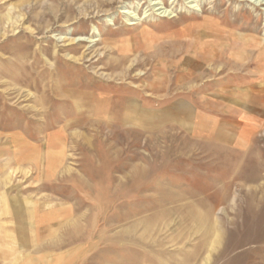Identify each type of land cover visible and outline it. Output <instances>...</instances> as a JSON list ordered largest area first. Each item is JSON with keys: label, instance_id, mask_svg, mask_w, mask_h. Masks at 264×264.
<instances>
[{"label": "rangeland", "instance_id": "obj_1", "mask_svg": "<svg viewBox=\"0 0 264 264\" xmlns=\"http://www.w3.org/2000/svg\"><path fill=\"white\" fill-rule=\"evenodd\" d=\"M259 2L0 0V264H264Z\"/></svg>", "mask_w": 264, "mask_h": 264}, {"label": "crops", "instance_id": "obj_2", "mask_svg": "<svg viewBox=\"0 0 264 264\" xmlns=\"http://www.w3.org/2000/svg\"><path fill=\"white\" fill-rule=\"evenodd\" d=\"M240 102V100H238ZM244 107H242V111L238 112V114H234L233 123H236V132L235 138H238L239 144L244 146L247 144V139L250 134H254L257 131L258 123L260 119L254 114L253 106H251L250 101H243ZM252 108V109H251ZM235 121V122H234ZM248 135V136H247ZM242 137V138H241Z\"/></svg>", "mask_w": 264, "mask_h": 264}, {"label": "bare ground", "instance_id": "obj_3", "mask_svg": "<svg viewBox=\"0 0 264 264\" xmlns=\"http://www.w3.org/2000/svg\"><path fill=\"white\" fill-rule=\"evenodd\" d=\"M259 4H261V5H264V0H260V2H259ZM150 6H152V8H153V11H159V10H161V8L162 7H160V8H157V6H158V4H149ZM157 8V9H156ZM166 13V11H163L162 10V12H159V14H165ZM135 17V16H134Z\"/></svg>", "mask_w": 264, "mask_h": 264}]
</instances>
